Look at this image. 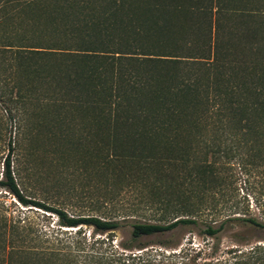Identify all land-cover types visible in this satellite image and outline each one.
Returning <instances> with one entry per match:
<instances>
[{"label":"trees","instance_id":"16d2710c","mask_svg":"<svg viewBox=\"0 0 264 264\" xmlns=\"http://www.w3.org/2000/svg\"><path fill=\"white\" fill-rule=\"evenodd\" d=\"M245 149L240 167L264 166V0H0V187L23 206L65 228L120 229L123 220L69 216L21 188L75 171L80 156L108 188L138 194L125 209L146 214L135 239L168 233L226 197L232 164L220 154ZM232 221L264 229L229 216L206 233ZM61 243L0 204V264H184ZM233 260L264 264V246Z\"/></svg>","mask_w":264,"mask_h":264},{"label":"rangeland","instance_id":"374dc122","mask_svg":"<svg viewBox=\"0 0 264 264\" xmlns=\"http://www.w3.org/2000/svg\"><path fill=\"white\" fill-rule=\"evenodd\" d=\"M6 155L7 151L0 152V180ZM220 156L222 162L232 164L227 173L226 197L217 196L219 203L212 206L211 212L203 215L199 224L180 226L164 234L135 239L132 224L146 214L140 211L138 214L125 215V209L138 204V194L132 190L108 188L107 176L98 181L93 168L86 169V165L83 166L85 161L80 156L75 171L57 175L55 179L54 174L45 180L33 177L25 180V185L20 181L19 184L26 195L64 210L69 216L123 220L117 231L99 233L91 226L65 228L57 215L25 207L1 187L0 204H4L9 214H22L23 218L49 235L59 233L62 241L60 246L65 252L78 249L80 254L108 256V253L115 251L125 255L141 254L144 258H155L157 261L172 257L173 261L184 264H225L233 262L237 253H248L256 246H264V229L232 221L218 235L210 237L206 233L207 226L219 228L229 216L255 218L264 223V166L240 167L239 163L250 159L246 149L230 154L229 161L223 157V153ZM87 162L90 163L89 160ZM14 171L18 178L16 157Z\"/></svg>","mask_w":264,"mask_h":264}]
</instances>
